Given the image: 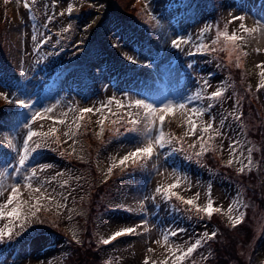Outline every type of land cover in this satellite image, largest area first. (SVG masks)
Instances as JSON below:
<instances>
[{
	"label": "rangeland",
	"instance_id": "374dc122",
	"mask_svg": "<svg viewBox=\"0 0 264 264\" xmlns=\"http://www.w3.org/2000/svg\"><path fill=\"white\" fill-rule=\"evenodd\" d=\"M2 1V0H0ZM58 10L60 12L64 11L65 15L61 16L59 15L60 12L55 13L56 16L55 21L52 23L53 30H56V32H61V36H59L60 40L64 41V38H67L70 34L76 35L78 32H83L86 30V34H89V30L91 27L95 26L97 24V21L99 19L98 15L99 12H102L105 8V1L104 0H70L68 3H72L74 6V12H80L81 9L86 4H92V7L96 9V11H91L86 14L80 12L78 15H74L69 19H65L66 17V7L67 4L64 3V0H58ZM137 0L138 7H141L143 11V16L145 18V23L149 25L151 37L157 42L155 45H159L164 53L163 65H159L156 67V69L160 72L165 71L169 72L170 76V82L171 85L174 87V89L178 92L177 95H172L170 99H166L163 103L168 101H178L181 99V97H184L186 95H192L199 87L198 83L199 81H202V79H207L212 87L208 90L209 92L215 90L218 86H225L230 85L228 87L227 92L225 93L226 97H231V99H226L222 105H218L217 108L213 111L212 115L217 117V122L219 121V117L217 116V113L219 112H225L231 111L233 104L235 103L236 99L238 97H242L241 100V106L240 111H244L246 114L250 115V121L244 122V125H248L247 128L245 127V135L238 136L239 128L237 125V122H232L230 127L226 128L225 131L229 133V137L232 139H241L250 141L251 144L246 145V147H250L252 145H255L257 149H260L259 151L254 152L253 158L254 161L257 162L259 169H254L251 173H248L247 170L244 174H241L243 176H247L249 178L252 177V179H255V176L258 174L259 171L262 172V179L264 180V89H260L257 91V86L259 83V69L256 67L257 64H264V35H257L254 34L253 38L248 39L247 46L244 48V51L248 53L246 57L242 58L243 68L237 69L235 67V57H233V64L229 65L228 60L226 58L225 53H218L219 55H222L224 57L223 62L218 61V57H216V63L221 69L224 66L229 67V74H227V71L223 72L221 74L216 70V68L213 65L210 64H203L204 66H195V56H187L184 53H181L175 49H172L170 47V41L172 38H175L177 36L182 37H192L193 40H195L196 35L200 31L201 28L205 27L206 25L212 26V31L207 34V36L204 38L205 42L210 43L211 39L215 35V28L217 25V20H213L211 18L205 19L204 12H200V19L197 20V16H194L195 14H198L199 12H195L191 14L190 16L187 15L186 11L184 10L183 0ZM39 3L40 8V14H41V20L37 23L38 27V34L42 37V31L44 30L43 25L46 23L47 19L44 17L45 11L48 13V16H52L49 9V2L47 0H37ZM126 6L133 7L136 12L137 9L134 5L133 1L124 0ZM119 0H114V4L116 6L120 5ZM111 7L115 8L114 5L110 2L109 4ZM142 5V6H141ZM145 5L148 6V9L145 7ZM41 6V7H40ZM42 6H44L42 8ZM7 7V16H8V8L9 3L6 5ZM150 7V8H149ZM23 10V18L28 16L27 11L21 6ZM204 8V7H203ZM202 8V9H203ZM116 9V8H115ZM201 9V10H202ZM200 10V11H201ZM150 11V13H149ZM224 12H226V16H224V21H222V24L225 25V23L232 17V16H240V12L238 10L237 5H234L233 8L227 7L223 9ZM14 11L11 8V14L13 15ZM152 14V15H151ZM87 16L86 20L79 22L81 19H84L83 16ZM169 16H175L179 20L185 19L186 17H192L190 19H185V22L187 23L185 26H177L171 25L169 23L168 17ZM4 16L0 15V28L3 30L2 40L0 42V52L4 55L7 51L8 47V37L9 34L12 33V27L6 25V22L2 20ZM154 22V23H153ZM256 22L264 23V4L260 8L259 15L256 18H250L248 15L246 16L245 23L246 26L251 28L254 26ZM76 23V26H74ZM153 23V24H152ZM239 22H236V24L229 25V32L231 33L235 28L237 27ZM69 24H71V29L67 33H63L61 30L64 27H67ZM90 25V27H89ZM28 27V29H27ZM223 29V28H221ZM33 34H36V29L34 27V24H28L26 25V32L24 33L25 40H26V46H25V56H24V66H25V72L28 76V85L30 86V89L34 87L35 78L34 74L40 73V67L41 65L44 66V69H42V72L40 75L44 79H49L53 75V69L55 67V64L53 62L61 63L63 60L66 62L73 60L71 57H61L59 56L55 61H52V55H48V53H52L50 49L46 48H40L39 51L34 52V43L31 42V36ZM105 38V37H102ZM158 38V39H156ZM86 39H88V35H86ZM109 39L112 40V38L109 37ZM76 42V41H75ZM104 42V41H103ZM79 43V42H78ZM105 43V42H104ZM114 43V42H113ZM112 46V50L116 51L115 55L116 58L122 63L126 64L128 67H132V64L129 63L127 60L124 59L123 53H127L128 55H132L139 59L140 62L146 63V58L141 57L135 50L124 46V47H113L111 43H109ZM76 46V45H75ZM78 48V46H77ZM76 48V49H77ZM120 48H122V52L120 53ZM256 49H259L260 51H256ZM54 50V48H52ZM187 50V48H186ZM79 55V52H74V58ZM43 57V59H41ZM169 62L172 66L171 70H166V68H169L165 62ZM189 63L192 64V67H188ZM93 68L95 66L93 65ZM246 71H247V77H246ZM215 72L216 75H212L211 73ZM5 73V70L3 69V66L0 62V74L3 75ZM230 74L231 77H230ZM119 77V76H118ZM145 79V78H144ZM250 86L251 88L255 89V99L258 102V107L250 100H245V93L244 88L247 86ZM154 90V91H153ZM156 90H158L153 84H149L148 88L145 90L147 93H154ZM0 92H3V89L0 87ZM6 94V93H5ZM115 95L118 99H122L125 96L131 97L132 99H144L142 97H136L132 94H130V91L125 90L124 93H114L112 92L107 86L104 87V91L102 94L98 95L95 98L90 99L86 105L92 106V105H98L101 101L106 100L107 98ZM146 102H150L146 99H144ZM206 103V102H205ZM52 104H58V107L56 109V112L59 113L61 111H67L69 107H78L82 105L81 101L77 98H74L70 96L67 92L63 91L60 93V96L57 98V100H49V102H44L42 105H40L38 108H43L45 106H51ZM162 104V103H161ZM192 106H201L200 102H194ZM255 108V109H254ZM256 109L260 111L261 113V123L262 125L258 126V120L254 116V112H256ZM91 115V114H89ZM72 114H69V120H71ZM15 116H12L11 119H15ZM98 117L94 116V122L92 130L95 133L99 130L98 126L95 124V121ZM208 119V116H205V120ZM243 120V119H242ZM44 123V130H47L48 125L50 124V121H45ZM34 127H38V125H34ZM85 126L80 129L81 135H78L76 139L78 140V143L74 146L76 149V152L74 153L75 156L77 155H84L87 157V149L84 146V143L82 139L89 138L90 135L86 133L84 130ZM64 129L61 128V137L62 140L64 139L62 136V131ZM24 129L22 127V124L19 128H17V131L14 133L13 131H9L4 129L2 126H0V140H3L4 137H14L15 141L19 144L22 143V137L24 135ZM165 131L175 134L176 136H181L184 132V127L182 126V121L180 117L177 116H169L166 117V123H165ZM133 134H130L128 137H119L117 144L112 146L111 141H108L101 149L99 153V170H107V167L110 164V157L113 156H121L123 155L127 150H129L132 145L129 143L130 137H132ZM139 140L140 138L137 137ZM195 137L192 139L186 140L187 143H191L192 140H194ZM219 140L216 141L217 144H219ZM227 143L228 140L226 139L224 141V148L225 150L221 153V159H228L229 154L227 151ZM72 144L71 141L68 142V144H64V147L66 148V151H72V148L70 145ZM53 147H55L53 145ZM199 146L197 145V149ZM5 149L9 151L6 146ZM59 151H49V150H42L39 153H42V161L40 163L33 164L30 161L28 162V167L25 169V171L30 170L32 167L39 168L40 165L43 164H51L53 167L51 169H48L47 171L43 173H39V178L41 180H47L51 177L55 176L57 172H63V173H71L73 177H84L87 175L89 176V170L88 168L82 167V168H75L70 166L67 167L65 162L61 160V156L59 155ZM164 151L167 153L169 149H164ZM11 152V151H10ZM46 152L47 154H44ZM66 153V152H65ZM246 154V152H245ZM16 154L13 153L12 158L7 163L0 166V172H12L13 168L12 166L16 165ZM214 158L215 155L212 153H209L205 156L203 159L206 160L207 158ZM63 158V157H62ZM165 157H161L159 161H156L158 166L160 167V170L165 173L163 177L156 175L153 170L152 166L146 170L137 169L135 171L131 170L129 174H123L124 175V181L128 180L130 176L132 175H138L137 177H132L133 180L129 181L126 185H123V180H118L117 182H112L110 186H105V188L97 189L94 194H90L87 188L79 189V187L76 186L77 181L75 179H72L69 181V185L71 189H74L72 195L75 198V204H73L72 198H69L68 201V207H75L77 211H81V208L83 206L81 205V202H78L79 198L82 195H86V200L84 203V212L82 215H74V218L80 222V226H78L77 222L74 220H67V212L65 211L63 213V217L57 218L54 215V211H50L48 213L41 212L39 213V220L42 222H37L36 220H33L31 227L27 228V231L23 233L20 237H14L10 241H5L4 243H0V264H78V260L74 257H71V248H65V239L61 238L60 241V250H55L49 241L47 240V236H40L36 237L30 241L25 240L20 243H17L16 245L8 247L10 244L15 242L18 239H25V234H28L32 231H36L38 229H45V230H52L53 227L47 220V216L51 215L56 220H58L61 224L66 226V228L75 230L79 234L80 238V228L83 227L85 224H88L90 222V225H88V228L94 231L96 234H98L101 238H106L108 235L113 233L114 231H117L124 226H120L123 224H137L140 223V219H138L136 215V207L139 205L137 204L139 201L143 199L144 196V190L142 186V180L145 173L148 172V178L146 182L150 183L146 188L145 194H150L154 187L156 186V183L158 181L163 182H172L168 179V176L173 171L177 172L179 175L187 176L188 180L191 182V189L185 190L187 188V185H183L179 190L186 196L192 197L195 195L196 192L200 193L199 200L197 203L201 206H203L206 203L207 196V188L210 184L212 186V198L214 200V206L219 207L222 209V214L227 219V209L230 204H233V201L238 197L241 196L242 192L244 191L238 187L234 186L231 183V180H235L237 171L236 167L237 165H233V167L229 168L228 170L231 171L233 174H230V177L227 175H223L219 173L216 169L210 168L214 173V177L212 175V178H210V175L205 173V169H202L200 165H196V159L193 157V159L189 162H187L184 158V153L178 152L168 158V164H164ZM195 162H194V161ZM202 161V163H203ZM5 165H9V167L5 168ZM119 169H117L118 171ZM119 175H122L120 171L118 172ZM94 174V173H93ZM102 177H105L104 174H102ZM216 177V178H215ZM67 175L64 177H59V180L67 179ZM10 182V181H9ZM264 186V184H263ZM45 187L48 188L49 192H53L55 190V193L64 192L67 194L68 189H61L59 188L58 184L53 182L51 185H45ZM248 192L246 193H252L251 189H246ZM23 191V189H22ZM54 193V194H55ZM94 195V196H93ZM24 198L27 199L28 195L26 192H24ZM59 199V197H57ZM128 201H127V199ZM262 198H264V193H262ZM3 199H6V194L4 198H0V202H2ZM81 200V199H80ZM108 201H111V204H116L120 206H128L133 211H131L130 214H132V218L128 219L125 216H118V215H108L105 212V209L101 206V204L106 203ZM254 206L252 207V211L247 208H242L247 210V219L244 220L243 224H251L253 222V225H255L257 228L261 226L260 221L253 220L254 215H258L259 211H264V206L262 203H259L255 197L253 198ZM94 203L95 204V211L91 212L92 218L90 219L86 215V211L88 210V204ZM174 204L175 202H171ZM171 203L167 204L170 208L166 206L165 203L157 200V203H153L152 201H147L148 207H149V218H148V225L151 228V232L144 234V235H135L132 237V239H125L113 242L112 244L105 246L100 250L101 256L96 255V263L97 264H142L143 260L147 257L149 258L150 264L152 262H156V264H159V261L161 259H164L167 255L165 248H162L156 244L153 243L154 240L160 238V234L162 231H166L173 228H184L185 232L181 233L179 236H177V239H172V242L174 244L184 245L186 248L188 245H185L184 242L188 241L189 244L194 242L195 239L204 231L211 232L213 228L210 226V224L215 225L210 222L206 223H197L199 226H192L188 219L187 213L182 212V214L173 211L171 209L172 205ZM236 205L233 204V207ZM241 209V210H242ZM235 215V213H233ZM136 218H135V217ZM186 216V217H185ZM264 216V213H263ZM139 220V222L136 221ZM228 220V219H227ZM68 221V222H67ZM193 222V221H192ZM6 223V221H0V227H3V224ZM194 223V222H193ZM208 223V224H207ZM196 224V223H194ZM197 229V231L195 230ZM142 231V230H141ZM70 232V231H69ZM71 233V232H70ZM223 234V233H222ZM142 239H148L147 243H143ZM253 238V240H252ZM252 241L249 242V250L245 254V258H250V260L247 262V264H264V232L261 235L260 231L256 232V235L250 238ZM49 245V246H48ZM49 247L48 250H46V247ZM125 246V247H123ZM151 247L153 248L152 253H148L147 249ZM14 248H17V252H15ZM65 249V250H64ZM64 250V254L62 255ZM202 252L206 253V249L203 247ZM200 250L196 252L193 256L195 260L201 258L199 256ZM203 263L206 264V261H203ZM185 264H191V260L185 261ZM235 264V262H233Z\"/></svg>",
	"mask_w": 264,
	"mask_h": 264
},
{
	"label": "snow or ice",
	"instance_id": "6c2138e0",
	"mask_svg": "<svg viewBox=\"0 0 264 264\" xmlns=\"http://www.w3.org/2000/svg\"><path fill=\"white\" fill-rule=\"evenodd\" d=\"M4 2L7 4L9 0H4ZM15 2L17 5L22 2L23 8L30 14L29 18L36 19L31 13L33 7L37 4V0H15ZM53 7H55V0H53ZM73 11V4L68 3L66 13L71 15ZM59 15L63 16L65 12L62 11ZM54 19V16H48L47 22L43 26L47 28L48 24ZM245 19L244 16H232L225 23L223 29H215V35L210 43H206L204 38L213 29L212 26L206 25L200 29L195 40L192 37L177 36L171 39L170 47L187 56L225 53L229 65L233 64V57H235V67L242 69V58L248 55L244 51L248 39L253 38L254 34L264 35V23L256 22L253 27L249 28L246 26ZM236 22H239L237 27L230 33L228 30L229 25L236 24ZM71 27V24H69L61 31L67 33ZM56 35L61 36V32L56 33ZM31 39L34 42L33 51L37 52L51 37L38 40V36L33 34ZM55 46L53 45V47ZM113 47H119V44H114ZM256 51L260 50L256 49ZM53 54L48 53V55ZM123 57L131 64L141 63L136 57L127 53H123ZM143 66L148 67L149 65L143 64ZM188 67H192V64L189 63ZM256 67L259 69V83L257 86V91H259L264 89V64H257ZM197 83L199 87L192 95L181 97L180 100L175 102L168 101L162 104H154L146 102L144 99H132L128 96L118 99L113 95L101 101L98 105L69 107L67 111L59 113L56 112L58 104L34 108L33 103L28 99L18 97L11 100L7 94L0 92V99L8 103H14L19 109L25 110L17 114L23 120L22 127L25 130L22 143L18 144L14 137H4L3 140H0V146H6L9 151L16 154V165L12 166L13 171L0 172V198H4L6 194V199L0 202V221H6L3 227H0V243L22 236L27 228L31 227L33 220L42 222L39 220L38 215L42 211L48 213L55 210L54 215L57 218L63 217V213L66 211L67 216L63 218L69 221L73 219L74 215H82L75 207H68L70 197L73 204H75V198L72 195L74 189H71L69 181L75 179L79 182L83 179L82 177H73L70 172H57L50 179L41 180L38 174L51 169L53 165L43 164L39 168L32 167L28 171H25V169H27L28 162L34 158L35 154L42 150L58 151L62 145L68 144L69 141L72 142L70 145L72 151L67 152V157H72L76 152L74 146L78 143L76 137L82 134L80 129L85 126L86 117L88 122L91 123L89 114L98 117L95 124L99 130L94 135L102 144L106 142L103 139L106 132L111 137L117 138L133 134L129 139L132 147L121 156L110 157V164L104 173L105 182L114 174L116 169L124 174L130 169L133 171L137 169L146 170L150 163L153 172L163 177L165 173L160 170L156 161H159L163 156L165 157L164 164L167 165L168 158L178 152L184 153V158L189 161L195 157L196 163L203 166L202 161L207 154L212 153L217 157L220 156L225 150L224 141L226 139L228 140L227 151L229 157L227 161L223 162L224 167L231 168L234 164L237 165V174H244L246 170L251 173L254 169H257L258 164L254 161L253 154L260 149H257L255 145L246 147V145L251 144L250 141L232 139L229 137V133L225 131L232 122H237L238 136L245 135V125L242 120L243 113L240 111L242 97L236 99L231 111L225 110V112L217 113L219 117L217 122V117L213 116L212 113L226 99H231V97L225 96L230 85L218 86L215 90L209 92L208 90L212 85L207 79H202ZM21 92L23 93V89H21ZM194 102H200L201 106H192ZM69 114H72L71 120H69ZM177 115L184 127L181 136L165 131L166 117ZM205 116H208L207 120H205ZM45 121H50L46 131L43 123ZM34 125H38V127H34ZM61 128L64 129L62 131L63 140L61 139ZM137 137L140 139L138 140ZM193 137L195 139L186 144V140ZM217 140L220 141L219 144L216 143ZM53 145L56 147H53ZM197 145L199 146L198 149ZM166 148L169 149L167 153L163 151ZM59 155L64 157L66 153L65 151H59ZM76 158L82 163H87L83 155H77ZM7 167L9 165H5V168ZM66 175L67 179H58ZM168 179L172 182L158 181L152 192L143 196V199L139 202V211L145 212L147 201L150 200L155 204L159 199L165 204L174 201L173 211L189 214L188 219H192V214L197 215L201 220L205 216L211 219L214 213L222 212L221 208L214 207L211 194L212 186L210 184L206 192V203L200 206L197 203L200 197L199 192L186 199L176 191L183 185H187L185 190L191 189L192 185L187 176L182 177L173 171L169 174ZM53 182L57 183L61 189H68L67 194L64 192L55 193V190L49 192L45 185H51ZM79 186V183H77V187ZM24 192L28 195L27 199L24 198ZM81 200H84V197H81ZM233 204L236 206L233 207ZM233 204L229 205L225 214L230 227L235 229L244 222L245 212L241 209L247 208L248 205L244 203L242 196H238ZM125 210L133 211L131 208ZM69 231L72 240L78 245L81 244L78 232L72 229H69ZM150 232L151 228L148 221L145 220L135 226L123 227L107 238L100 239L99 242L102 245H109L120 237L144 235ZM183 232H185V229L180 227L162 231L160 238L153 241L154 244L165 248L167 253L165 258L159 261V264H185V261L188 260H191V264H196V261L192 259L193 254L218 236L216 230L204 231L199 234L194 242L189 244L188 241H185L184 244L188 245L185 248L184 245L172 242L173 237H177ZM147 252L152 253L153 248L149 247ZM210 255V253L208 255L201 254V260L208 261ZM142 264H150L149 258L146 257ZM152 264H156V262H152Z\"/></svg>",
	"mask_w": 264,
	"mask_h": 264
},
{
	"label": "trees",
	"instance_id": "16d2710c",
	"mask_svg": "<svg viewBox=\"0 0 264 264\" xmlns=\"http://www.w3.org/2000/svg\"><path fill=\"white\" fill-rule=\"evenodd\" d=\"M212 161V160H211ZM229 168H223L221 174L227 175L230 177V174H233L231 171L228 170ZM231 183L234 186L240 187L244 193L240 194L243 198L245 204L248 205L250 211H252V207L254 206L253 198L257 199L259 203H262L264 206V198H262V193H264V186L261 179L260 171L255 176V179H252L243 176L241 174L236 175L235 180H231ZM251 189L252 193H246L248 190ZM245 212V219H247V210L242 209ZM264 211H259L258 215L253 216V220L260 221L261 226L257 228L251 224H240L235 229L231 228L228 223L222 220L221 216L217 213H214L211 219H208L206 222L213 223L215 225L210 224L213 230H216L218 236L216 239L209 241L207 245L204 246L206 249V253L203 252L204 255L211 254L209 256L208 261L210 264H247L250 258H245L246 252L249 250V242L253 240L250 239L254 235H256L257 231H260L262 235L264 232ZM208 224V223H207ZM223 233V234H222ZM200 250V249H198ZM202 250V248H201ZM194 259V258H192ZM195 260V259H194ZM196 261V260H195ZM199 263H203V260ZM79 264H97L96 259H86L83 263L80 262Z\"/></svg>",
	"mask_w": 264,
	"mask_h": 264
}]
</instances>
